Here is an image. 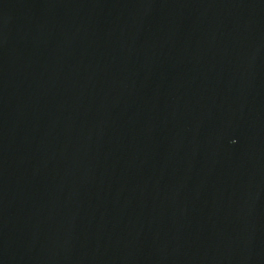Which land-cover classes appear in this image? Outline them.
<instances>
[{"label":"water","instance_id":"95a60500","mask_svg":"<svg viewBox=\"0 0 264 264\" xmlns=\"http://www.w3.org/2000/svg\"><path fill=\"white\" fill-rule=\"evenodd\" d=\"M0 264H264V0H0Z\"/></svg>","mask_w":264,"mask_h":264}]
</instances>
